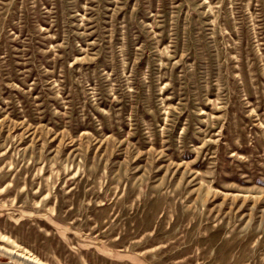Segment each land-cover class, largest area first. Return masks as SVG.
I'll list each match as a JSON object with an SVG mask.
<instances>
[{
    "label": "rangeland",
    "instance_id": "374dc122",
    "mask_svg": "<svg viewBox=\"0 0 264 264\" xmlns=\"http://www.w3.org/2000/svg\"><path fill=\"white\" fill-rule=\"evenodd\" d=\"M0 264H264V0H0Z\"/></svg>",
    "mask_w": 264,
    "mask_h": 264
}]
</instances>
